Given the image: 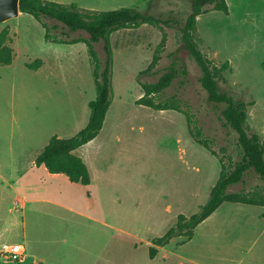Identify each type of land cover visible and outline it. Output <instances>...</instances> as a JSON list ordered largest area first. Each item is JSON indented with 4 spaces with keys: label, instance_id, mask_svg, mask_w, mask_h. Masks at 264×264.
Returning <instances> with one entry per match:
<instances>
[{
    "label": "rangeland",
    "instance_id": "obj_1",
    "mask_svg": "<svg viewBox=\"0 0 264 264\" xmlns=\"http://www.w3.org/2000/svg\"><path fill=\"white\" fill-rule=\"evenodd\" d=\"M53 1L95 10L138 6L178 24L163 27L160 60L142 74L162 30L141 24L111 33L113 99L100 132L74 151L86 164L91 183L71 182L43 166L22 171L34 186L33 196L45 200L32 203L16 219L24 226L17 224L14 237L0 245V251L13 242L24 245L22 260L13 263L3 251L0 264H32L36 256L48 264H264V206L232 202H223L199 223L189 240L174 237L149 256L154 237L173 226L179 214L189 217L205 203L221 167L218 156L189 135L182 111L136 103L143 95L137 79L156 81L177 58L187 73L174 79L161 98L175 96L218 155L222 147L233 160L240 155L236 134L224 124L220 108L207 100L199 68L182 46L180 27L190 0ZM226 1L228 13L210 10L197 16L194 36L212 65L228 62L226 84H220L251 102L246 127L264 142V0ZM11 22L20 32L16 61L44 57L48 63L36 73L0 65V131L14 132L17 150L20 143L34 152L51 136L70 137L86 124L88 102L95 97L92 65L84 42L49 43L41 23L24 12L0 24V29L9 27L11 38ZM46 22L52 32H64L59 35L64 38H88L84 30L70 31L50 18ZM102 44L94 43L100 60ZM20 168L26 169V163ZM263 184L249 173L230 190Z\"/></svg>",
    "mask_w": 264,
    "mask_h": 264
},
{
    "label": "trees",
    "instance_id": "obj_2",
    "mask_svg": "<svg viewBox=\"0 0 264 264\" xmlns=\"http://www.w3.org/2000/svg\"><path fill=\"white\" fill-rule=\"evenodd\" d=\"M19 10L31 14L44 28V39L55 43H76L82 41L86 45L89 61L92 65V76L95 87V97L88 102L89 116L86 124L74 135L60 138L53 135L47 144L35 156L37 166L43 164L50 173H62L71 182L90 183L88 168L81 157L74 150L92 140L101 130L105 115L113 99L112 87V62L113 54L110 44V35L113 31L138 27L141 24H150L162 30V37L157 44L152 58L147 67L139 74L151 71L160 60L161 51L165 47L166 34L163 27L177 25L173 18H165L151 13L143 12L134 6H121L111 10H95L78 6L74 2L61 3L53 0H19ZM210 10H219L228 13L226 0H190V10L180 27L182 46L193 58L199 68L198 81L206 92L207 100L220 108L224 124L236 134L240 155L236 160L221 148L218 155L211 148L210 140L202 136L189 114L182 110L175 96L161 98L164 90L171 85L177 77L186 75V68L177 58H173L165 71L154 82H138L143 90V95L136 100L137 104L145 105L157 110L182 111L187 119V130L196 143L210 150L218 156L220 171L218 177L209 191L207 200L198 211L185 217L177 216L176 223L169 227L161 236L152 239L149 246V256L152 258L158 253V247L166 245L172 238L184 236L189 240L196 226L212 214L223 202L244 203L264 206V184L252 189L230 190V187L245 182V176L255 174L264 182V142L255 132L248 131L246 127L247 106L242 97L236 96L226 84L223 71L228 62L224 61L220 66L212 65L199 47L194 36L195 23L198 15ZM54 19L67 27L70 31L84 30L88 38L74 37L71 39L52 32V27L46 19ZM12 38L8 26L0 29V65H8L13 59V49L10 45ZM102 41L104 52L100 60L94 43ZM40 59H35L27 64L31 69L41 65ZM43 264V263H38Z\"/></svg>",
    "mask_w": 264,
    "mask_h": 264
},
{
    "label": "crops",
    "instance_id": "obj_3",
    "mask_svg": "<svg viewBox=\"0 0 264 264\" xmlns=\"http://www.w3.org/2000/svg\"><path fill=\"white\" fill-rule=\"evenodd\" d=\"M135 7L138 8V6ZM20 13L21 11H19L18 15H20ZM10 27L13 30V33H11L12 41L10 43L13 49V59L10 64L4 66H12L11 72H15V68H18L19 66H22L25 69L27 68L34 73L41 72L48 63L47 59L44 57L37 58L42 61V64L36 69H31L26 65V63H30L32 61L29 57H24V59L20 62L16 61L15 55H17V53L14 48V44L16 43L20 32L18 31L17 24L11 22ZM10 97L12 99L14 98V80L10 82ZM13 137L14 132L12 130L0 131V245L14 237L13 234L16 232L17 224H20L22 227L24 226L23 221L17 222L18 217L26 215V213L30 210L32 203L45 200L43 197L37 198L33 196L34 194H32V191L34 190V186L31 185L30 179H25L23 177L24 172L22 171L31 170L34 167H36V169L42 166L45 167L43 164L36 166L34 159L48 141L39 151L31 152L30 147L23 148V145L20 143L19 149L17 150ZM20 163H26V169L21 170ZM36 259H38L39 262H37ZM36 259L33 258V261L29 263L48 264L44 259H40V257L36 256Z\"/></svg>",
    "mask_w": 264,
    "mask_h": 264
},
{
    "label": "water",
    "instance_id": "obj_4",
    "mask_svg": "<svg viewBox=\"0 0 264 264\" xmlns=\"http://www.w3.org/2000/svg\"><path fill=\"white\" fill-rule=\"evenodd\" d=\"M19 0H0V24L19 13Z\"/></svg>",
    "mask_w": 264,
    "mask_h": 264
},
{
    "label": "built area",
    "instance_id": "obj_5",
    "mask_svg": "<svg viewBox=\"0 0 264 264\" xmlns=\"http://www.w3.org/2000/svg\"><path fill=\"white\" fill-rule=\"evenodd\" d=\"M4 251L5 257L12 261L13 263L21 261L24 257L25 248L21 243L15 242L11 243ZM0 251V257L3 253Z\"/></svg>",
    "mask_w": 264,
    "mask_h": 264
}]
</instances>
